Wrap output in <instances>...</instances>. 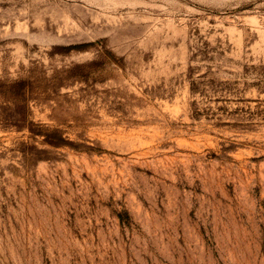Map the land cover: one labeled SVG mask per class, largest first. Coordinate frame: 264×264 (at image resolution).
Here are the masks:
<instances>
[{
    "label": "rangeland",
    "instance_id": "rangeland-1",
    "mask_svg": "<svg viewBox=\"0 0 264 264\" xmlns=\"http://www.w3.org/2000/svg\"><path fill=\"white\" fill-rule=\"evenodd\" d=\"M0 264H264V0H0Z\"/></svg>",
    "mask_w": 264,
    "mask_h": 264
}]
</instances>
